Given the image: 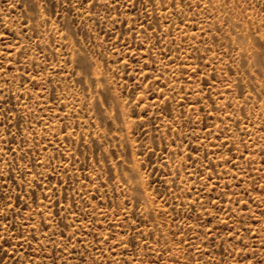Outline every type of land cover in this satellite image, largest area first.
Masks as SVG:
<instances>
[{
  "label": "rangeland",
  "instance_id": "374dc122",
  "mask_svg": "<svg viewBox=\"0 0 264 264\" xmlns=\"http://www.w3.org/2000/svg\"><path fill=\"white\" fill-rule=\"evenodd\" d=\"M0 264H264V0H0Z\"/></svg>",
  "mask_w": 264,
  "mask_h": 264
}]
</instances>
